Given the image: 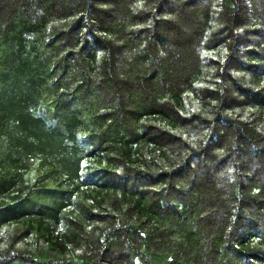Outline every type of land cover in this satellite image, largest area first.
<instances>
[{
  "label": "trees",
  "instance_id": "obj_1",
  "mask_svg": "<svg viewBox=\"0 0 264 264\" xmlns=\"http://www.w3.org/2000/svg\"><path fill=\"white\" fill-rule=\"evenodd\" d=\"M0 264H264V0H0Z\"/></svg>",
  "mask_w": 264,
  "mask_h": 264
}]
</instances>
